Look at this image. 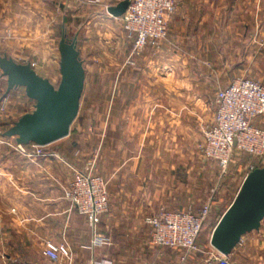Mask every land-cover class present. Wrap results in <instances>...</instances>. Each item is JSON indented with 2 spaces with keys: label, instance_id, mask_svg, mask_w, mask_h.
Listing matches in <instances>:
<instances>
[{
  "label": "crops",
  "instance_id": "0c3cea01",
  "mask_svg": "<svg viewBox=\"0 0 264 264\" xmlns=\"http://www.w3.org/2000/svg\"><path fill=\"white\" fill-rule=\"evenodd\" d=\"M90 1L96 6L103 2L107 10L121 0ZM231 1L232 5L220 6L215 4V0H181L177 10L169 18L168 39L157 49L146 48L138 57V68H128L122 75L120 110L122 127L125 128L122 136L125 148L120 156L121 188L120 193L111 198L109 212L100 222L101 232L105 237L103 244L93 243L92 231L91 234L86 232L88 236L83 237L80 221L82 219L85 222V218L80 216L76 208L71 211L70 202L54 198L58 194L50 192L47 186H34V190L39 192L37 201L31 195L24 196L26 206L35 203L41 208L57 207V211L59 207L63 208L60 213L56 211L59 214L57 229H51L49 225L52 224V219L49 217L44 215L41 219L42 227L48 235L46 240H66L69 247L72 246V260H66L62 264H204L203 258H208L203 255L205 252L184 257V253L179 250L154 245L151 242V226L146 223V217L156 214L163 205L175 206L176 180L172 184L167 182V188L160 181L162 176L165 178L177 174V156L175 151L161 152L156 144L176 143L177 128H191L195 117L200 122L207 121L206 124L212 122L217 107L215 98L214 108H211L199 96L209 95L213 91L216 95V83L217 87L226 88L234 79L243 77L238 66L239 58H236V48L242 44V33L249 46L264 40V5L259 6L257 0H247V6L241 4L243 0ZM45 3L51 9L54 8L57 14L67 4L65 0H45ZM44 8L43 15L47 17V7L44 5ZM35 12L37 9L34 10L33 0H0V34L11 31L14 35L12 40L0 43V54H6L19 63H30L29 59L21 61L26 55L23 50L18 49L14 33L23 32L25 38L30 37L39 22ZM245 20L248 22L245 23ZM48 25L54 27L56 24L53 19H49ZM215 48L220 63L212 73L208 64L204 63L203 66L202 63L208 62L210 53H214ZM251 56L254 59L258 57L255 53ZM37 59L39 62L48 59V63L55 64L46 53L38 54ZM33 68L40 76L49 77L44 66ZM85 71L87 77L86 67ZM2 77L4 76L0 70V84L4 82L7 90V81ZM178 95L184 96L185 101L178 102ZM253 123L264 127V116L256 118ZM165 128L168 133H165ZM190 163L187 172L192 170ZM40 165L42 169L55 170L58 176H61L59 172L65 167L57 159L41 160ZM79 166L77 165L82 171L87 169L85 165ZM12 172L19 174L27 182L31 179L32 170L29 165L23 169L13 168ZM32 186L30 182L25 189L30 187L33 190ZM164 190L168 191L164 193ZM65 208L69 212L67 215ZM187 210L189 209L180 211ZM224 212L214 215L216 221L212 231ZM263 224L264 221L259 230L248 233L246 238L242 237L230 254L235 263L236 254L248 250V255L254 259L250 263L264 264ZM82 238H87L88 241Z\"/></svg>",
  "mask_w": 264,
  "mask_h": 264
},
{
  "label": "rangeland",
  "instance_id": "374dc122",
  "mask_svg": "<svg viewBox=\"0 0 264 264\" xmlns=\"http://www.w3.org/2000/svg\"><path fill=\"white\" fill-rule=\"evenodd\" d=\"M33 1L34 10L37 9L35 13H37L38 25L36 24L28 38L24 37L23 32L14 33L19 44L18 49L23 50L26 55L21 61L29 59L33 67L44 66L45 73L47 71L49 75L47 79L57 86L61 80L59 41L65 33L68 38L77 39L81 57L87 69V77L80 110L72 124L70 134L46 147L47 152L57 154V156H26L16 146V137L4 135L19 118L35 110L36 101L27 96L24 87H17L6 93V85L4 82L0 84V264H62L66 260H72V246L70 248L66 240L63 242L54 239L46 240L47 231L43 229L41 223L42 216L45 215L52 219V224L49 225L51 229H57L58 213L63 208L59 207V211H57V207L41 208L35 203L32 206H26L25 195H31L34 201L39 198V192L34 190V186L45 185L50 189V192L58 194L54 198L59 197V199L68 201L63 198V187L75 177L76 170H80L77 165H80L79 167L85 165L86 168L93 165V172L107 182L109 201L114 195L120 193V156L121 151L125 148L122 140L125 128L122 127L121 119L123 118L120 110L122 102L121 79L128 68H138V58L135 65L126 63L133 47V35L123 28L122 17H111L108 14L103 2L95 3L96 6L90 0H65L67 4H64V10H59L57 14L54 8L51 9L46 4L47 2L45 3V0ZM257 1L259 6L264 5V0ZM180 2L181 0L178 6ZM215 4L232 5L233 2L231 0H215ZM241 4L247 6V0H243ZM44 5L48 11L47 17L43 15L44 9H46ZM49 19L55 21V28L48 25ZM62 22L63 24H61ZM247 22L245 20V23ZM12 36L14 35L11 31L0 34V43L12 40ZM241 39L242 44L236 48V58H239L238 66L242 76L264 83V56H262L264 40L249 46L245 41L244 33H242ZM160 45L149 47L157 49ZM249 52L253 56L254 53L256 56L258 55V61L254 57L252 58ZM44 53L53 59L55 64L48 63V59V61L42 59L39 62L38 54ZM215 53L216 48L214 53H210L208 62L202 63L203 66L204 63H207L212 73L213 70H217L220 63ZM255 61L258 63L255 64ZM2 78L7 81V78ZM217 86L216 83L217 90L221 89ZM214 94L215 91L199 97L203 98V101L211 108H214ZM177 101L184 102L185 97L178 95ZM197 118L195 117V120ZM195 120L191 128L187 127L185 130H183V126H180L182 129L177 128L176 143L161 142L156 144V147L161 152L175 151L178 163L177 174L165 176V178L162 176L160 181L167 188V182L172 184L176 180L175 206L163 205L161 208L175 209V211L183 209L198 211L207 203L211 205V214L197 242L201 249L198 252L204 253L203 251L212 249L210 239L216 221L214 215L223 213L232 203L239 193L245 177L250 173L251 166L264 167V158L260 159L237 152L227 170L222 171L217 163L207 159L203 153V125L207 121ZM165 133H168L166 128ZM47 159H57L61 164H64V169L59 172L61 176L56 175L55 170L41 168V160ZM112 162L113 164H111ZM189 163L192 170L187 172ZM26 165H29L32 170L31 179H28L30 180L28 182L19 174L12 172L13 168L23 169ZM30 182H32L33 190L30 187L25 189ZM70 204L72 211L75 207L71 202ZM65 210V214H69L67 208ZM80 216L85 218L81 214ZM80 222L83 237L88 236L86 232L91 234L92 229L88 226L87 220L84 222L81 219ZM100 225H98V231L102 235ZM248 236L249 234H246L244 238ZM82 239L88 241L87 238ZM48 242L64 244L71 251V255L59 260L46 257L43 251ZM242 253L236 254V263L229 255V262L231 264H255L250 263L254 259L248 255V250ZM203 255L208 256L205 253ZM182 258L185 259L183 256ZM207 260L208 258H203L202 263L207 264Z\"/></svg>",
  "mask_w": 264,
  "mask_h": 264
},
{
  "label": "built area",
  "instance_id": "2783aa9c",
  "mask_svg": "<svg viewBox=\"0 0 264 264\" xmlns=\"http://www.w3.org/2000/svg\"><path fill=\"white\" fill-rule=\"evenodd\" d=\"M179 1L131 0L127 11L121 16L123 28L133 35V47L127 64L135 65L136 59L147 47L159 46L168 39L169 18L175 13ZM215 101L214 118L203 126L205 157L217 163L222 171L227 170L237 152L264 158V127L253 123L256 118L264 116V83L238 77L228 87L216 92ZM15 143L26 156H57L46 151L47 145L34 142L19 144L17 140ZM256 168L251 166L250 172ZM63 198L85 216L94 233L93 243L103 244L105 237L99 233L98 225L102 216L109 211L110 201L107 182L93 172V165L85 171L76 170L75 177L63 187ZM210 214V203L198 211L161 208L156 214L146 217V223L151 226V242L156 246L181 250L184 257L198 252L201 249L197 242ZM205 253L208 255L207 264H231L228 256L213 246ZM43 254L52 260L71 255L64 244L53 242L47 243Z\"/></svg>",
  "mask_w": 264,
  "mask_h": 264
},
{
  "label": "water",
  "instance_id": "95a60500",
  "mask_svg": "<svg viewBox=\"0 0 264 264\" xmlns=\"http://www.w3.org/2000/svg\"><path fill=\"white\" fill-rule=\"evenodd\" d=\"M131 0H121L107 11L121 17ZM60 83L55 86L40 76L31 63H19L6 54H0L2 76L7 78V90L24 87L29 98L36 101L35 110L24 114L5 132L16 137L19 144L49 145L67 137L78 116L85 88L86 71L76 38L63 33L59 41ZM264 220V167L251 171L244 179L234 201L215 226L210 243L229 256L242 237L259 230Z\"/></svg>",
  "mask_w": 264,
  "mask_h": 264
}]
</instances>
